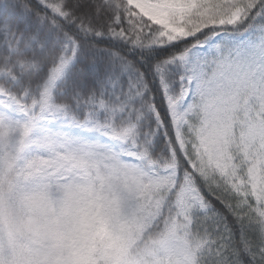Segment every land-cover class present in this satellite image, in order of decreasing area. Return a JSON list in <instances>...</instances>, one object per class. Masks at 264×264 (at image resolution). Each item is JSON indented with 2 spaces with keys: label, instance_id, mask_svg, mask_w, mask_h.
<instances>
[{
  "label": "snow or ice",
  "instance_id": "obj_1",
  "mask_svg": "<svg viewBox=\"0 0 264 264\" xmlns=\"http://www.w3.org/2000/svg\"><path fill=\"white\" fill-rule=\"evenodd\" d=\"M0 264H264V0H0Z\"/></svg>",
  "mask_w": 264,
  "mask_h": 264
}]
</instances>
